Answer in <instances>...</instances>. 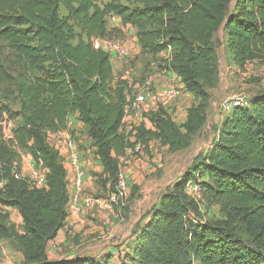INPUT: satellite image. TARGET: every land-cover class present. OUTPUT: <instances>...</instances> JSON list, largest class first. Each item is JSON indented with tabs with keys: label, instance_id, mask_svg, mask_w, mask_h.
<instances>
[{
	"label": "trees",
	"instance_id": "trees-1",
	"mask_svg": "<svg viewBox=\"0 0 264 264\" xmlns=\"http://www.w3.org/2000/svg\"><path fill=\"white\" fill-rule=\"evenodd\" d=\"M118 18L121 27L108 26ZM132 28L143 53H169L167 66L195 103L178 125L163 108L146 115L153 128L123 131L128 86L115 82L110 55L96 39L124 38ZM223 29L235 67L264 58V0H0V85L17 98L26 125L0 141V201L23 219L22 234L0 212V239L15 236L23 264H108L84 257L50 263L47 248L68 217L70 194L61 154L48 132H62L74 114L104 166L116 180L126 148L151 141L171 152L188 149L207 121L209 90L218 82L215 35ZM19 74L6 66L4 51ZM0 108V121L7 115ZM14 122V121H13ZM15 123V122H14ZM142 142L130 143L132 136ZM47 137V140H46ZM0 138H3L0 127ZM23 154L48 170L47 188L32 189L15 166ZM166 193L141 228L133 264H264V93L250 108L224 120L209 154ZM201 182L202 199L187 192ZM217 208L220 219L197 227L199 203ZM191 218V219H190ZM241 233L247 236L244 240Z\"/></svg>",
	"mask_w": 264,
	"mask_h": 264
},
{
	"label": "rangeland",
	"instance_id": "rangeland-1",
	"mask_svg": "<svg viewBox=\"0 0 264 264\" xmlns=\"http://www.w3.org/2000/svg\"><path fill=\"white\" fill-rule=\"evenodd\" d=\"M121 1L125 5L129 4V0ZM108 2H110V0H99L101 6H104ZM115 25L116 21L114 18L108 19V26L110 28ZM114 40H119L121 42L122 40L131 41L132 36L125 35L123 39L114 38ZM214 45L216 66L218 69V82L213 89L209 90V97L207 99V121L204 128L194 137L191 146L186 150L171 152L169 148L163 149L162 146L153 144L152 149L148 151V157L134 155L132 158H128L129 161L127 163L121 164L123 176L128 182L129 194L126 198L121 200L120 206L116 205L114 207H119L118 210L121 211L122 217L125 218L126 215L128 216L130 210L134 213L133 208L135 205L137 207L138 204L135 202V205H133L135 199H141V206L149 205L147 210L153 211L159 205V200L168 193L175 184L180 183L185 177L192 175L193 163L196 159H198L199 163L202 162L209 154L215 141L218 139L224 120L232 114V109L228 110L224 108V104L231 96L242 95L249 102H253L261 93H264V58L247 64L243 69L236 68L228 49V38L223 29L215 35ZM165 54V56H169V53ZM4 60L6 61V66L10 70H13V72H16L14 73L15 75L19 74L20 70H17V67L12 65V56L7 50L4 51ZM152 74L153 73H151V75ZM2 107L8 108L16 128L26 125L25 118L21 113L19 101L17 98H12L10 96L7 87L0 85V108ZM248 108H250V106L246 109ZM84 134L86 136L85 132L77 131L74 137L77 141L82 142L80 146L82 150L86 152L88 147L91 149V145L88 146L87 138H83L85 137ZM1 140L5 139L0 138V141ZM136 141L142 142V140H138L133 135L130 143ZM23 155L28 156L29 154ZM20 161L21 159L19 162ZM134 163L138 165L135 166ZM65 164L68 168V161H66ZM132 164L135 174L127 171ZM22 165L24 167V164ZM30 172L31 171L28 172V170H26L25 175H29ZM99 177L96 182H94L95 189H100L99 191H101V193L110 191L112 194L116 189L117 178L113 181L114 179L111 178L101 177L102 179H100ZM199 183L201 184V182ZM5 184L6 182L0 178V193L4 191ZM68 186L69 189H72L70 182ZM107 186L109 187L108 189ZM140 207H138L137 210ZM120 208H122V210ZM0 212L8 215V223L15 228L17 234H22L23 219L19 216V212L14 208L6 207L1 201ZM191 217L195 221L194 224L200 229L220 219V213L217 208L209 207L204 202H200L199 214H191ZM241 235L244 240H247V236H244L242 233ZM23 261V251L15 236L0 239V264H23ZM123 264H125V262Z\"/></svg>",
	"mask_w": 264,
	"mask_h": 264
},
{
	"label": "crops",
	"instance_id": "crops-1",
	"mask_svg": "<svg viewBox=\"0 0 264 264\" xmlns=\"http://www.w3.org/2000/svg\"><path fill=\"white\" fill-rule=\"evenodd\" d=\"M114 19L116 26L121 27L120 20L118 18ZM124 32L126 33L125 35L132 36L131 42L133 41L135 44L136 54L128 65H123L118 58L112 59L113 71L114 73H121V76L127 74L126 78L129 86L142 85L151 73L156 72L161 65L165 64L167 56H165L166 54L154 56L149 53H143L135 30L132 28L125 29ZM173 83L182 88V96L174 105L163 107L178 125H182L187 120L188 110L195 103V96L186 90L184 84L173 71L162 77L163 86ZM71 117L74 121L73 134L77 131L86 133L85 127L80 126L77 115L74 114ZM86 136L83 138H87ZM87 144L88 146L91 145L89 140H87ZM163 149L167 148L163 147ZM82 161L86 171L85 197H95L98 202L95 205L87 206L83 212L68 209V217L63 227L59 230L56 238L48 244V260L50 263H64L87 257L94 261L107 258L109 261H113L114 264H123L124 262L125 264H131V259L134 258L135 250L138 246L137 241L141 233L140 230L149 225L153 211L147 210L149 205L141 206V199L134 200L133 205L137 202V207L135 205L133 208L134 213L130 210L129 215H126L125 218L121 216V211L118 210L119 207H106L108 198L111 195L110 191H105L103 194L99 191L100 189H95L94 184L99 176L100 179L105 177L103 175L105 169L96 155V149L91 146V149L88 147L86 152L83 151ZM134 165L137 166L138 164L134 163ZM127 171L135 174L133 164ZM69 182L72 185V189H69L68 186V190L69 194L72 195L74 186L71 174ZM138 207L140 208L137 210ZM120 209L122 210V208Z\"/></svg>",
	"mask_w": 264,
	"mask_h": 264
},
{
	"label": "built area",
	"instance_id": "built-area-1",
	"mask_svg": "<svg viewBox=\"0 0 264 264\" xmlns=\"http://www.w3.org/2000/svg\"><path fill=\"white\" fill-rule=\"evenodd\" d=\"M134 45L133 41L121 42L114 39H96L94 41L95 49L110 55L111 60L118 58L123 65H128L130 61L134 59L136 54ZM168 58L169 56L166 57V60ZM170 72H172V70L165 63L161 65L156 72L150 75L142 85L129 86L128 79L126 78L127 74L121 76V73L118 74L113 71L115 82L123 81L126 82L128 86L123 131H132L134 127L142 124H145L147 128H153L146 115L151 112H156L161 108L164 109L163 106L174 105L179 101L182 96V88L179 87V85L176 83L168 86L162 85V77L168 75ZM249 106L250 102L242 95H233L224 104V108L228 110L247 108ZM79 123L81 127H84L81 122ZM0 127H2L3 138L5 140L13 138L15 125L13 121L8 119L7 115H4V119L0 121ZM72 129H74V121L72 117H70L64 132H48V143L63 157L64 166L67 171V180H69L70 174L72 175L74 191L72 195H70L68 209L76 212H83L87 206L97 204L98 200L95 197H85L86 171L82 161L83 152L80 146L82 142L76 140ZM153 144L161 146L159 142L151 141L146 144L137 143L126 148L125 155L119 159L120 170L117 177L116 189L109 196L106 207L112 208L116 205L120 206L121 200L126 198L129 194L128 182L123 176L121 164L127 163L129 161L128 158H132L134 155L148 157V151L152 149ZM66 161H68L69 164L68 168L65 164ZM22 164H24V167ZM15 166L19 169V173H17L19 177L25 180L30 188H47L48 170L42 162L38 163L31 155H22L21 161L15 163ZM26 170H28V172L31 171L29 175H25ZM187 192L195 201H200V199H202V186L199 182L190 183L187 187ZM108 264H114V262L109 261Z\"/></svg>",
	"mask_w": 264,
	"mask_h": 264
}]
</instances>
